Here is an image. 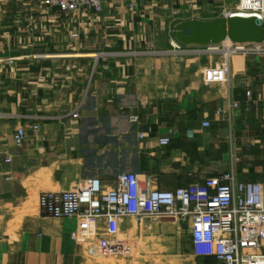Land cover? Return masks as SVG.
Returning a JSON list of instances; mask_svg holds the SVG:
<instances>
[{
    "label": "crops",
    "instance_id": "crops-1",
    "mask_svg": "<svg viewBox=\"0 0 264 264\" xmlns=\"http://www.w3.org/2000/svg\"><path fill=\"white\" fill-rule=\"evenodd\" d=\"M128 2L104 0L101 14H77L73 24L45 0H0V264H112L85 259L80 219L39 212L43 192L91 179L109 190L122 172L174 190L231 167L238 181L264 184V56L231 57L226 78L206 82L204 71L223 57L176 51L172 25L219 15L172 20L187 1L135 0L132 11ZM20 127L26 140L17 148ZM164 136L170 143L159 147ZM119 226L123 236L133 230L128 219ZM151 227L153 238L142 225L131 235L135 250L154 252L157 264H217L195 258L190 238L177 243L185 224L164 219ZM143 240L153 244L143 248Z\"/></svg>",
    "mask_w": 264,
    "mask_h": 264
},
{
    "label": "built area",
    "instance_id": "built-area-1",
    "mask_svg": "<svg viewBox=\"0 0 264 264\" xmlns=\"http://www.w3.org/2000/svg\"><path fill=\"white\" fill-rule=\"evenodd\" d=\"M187 2L191 8L199 6L196 0ZM45 3L74 17L73 24H76L77 14L87 11L101 14L104 0H45ZM134 7L135 0H129L127 8L132 11ZM240 8L230 15L245 12L264 24V0H246V6ZM71 36L76 38L77 33ZM175 49L180 53L221 55L224 63L203 73L206 82H217L226 78L227 61L231 57L264 56V41L231 43L229 48L221 43L206 47L177 45ZM81 106L82 103L73 111L74 117ZM237 106V103L229 105ZM219 113L218 110L216 115ZM129 122L138 125V117L130 116ZM202 127H209V123L203 122ZM31 130L36 132L38 126L33 125ZM143 138L144 134L140 133L139 139ZM12 139L15 147L21 148L26 140L24 127L16 129ZM157 143L159 147H166L170 138L161 137ZM37 206L41 214L53 219L76 218L86 224L102 221L103 229H97L96 233H100L97 246L104 255L120 257L127 253L128 247L119 237L122 219L131 218L138 224L172 219L187 226L195 258L212 259L217 264H264V184L238 181L232 167L204 184L195 182L174 190L157 187L148 175L122 172L115 176L114 186L109 190H104L98 179H91L86 185L71 190L40 193ZM72 238L76 239V234Z\"/></svg>",
    "mask_w": 264,
    "mask_h": 264
},
{
    "label": "rangeland",
    "instance_id": "rangeland-1",
    "mask_svg": "<svg viewBox=\"0 0 264 264\" xmlns=\"http://www.w3.org/2000/svg\"><path fill=\"white\" fill-rule=\"evenodd\" d=\"M186 1L191 2L192 0H186ZM204 2L205 3H203V7L201 4V5H199L198 8H194V7L191 8V7H189V4L188 5L182 4V9L177 10L176 12H173L172 17L170 19L177 20V19H181L184 17H191V16H193V17L194 16H200V17L212 16L213 17L216 15H219L218 17H220L222 15L229 16L232 11H234L237 8H240L241 5H242V7L246 6V0H205ZM206 12H212V14L203 15ZM165 15L168 16L167 13ZM236 15H240V16H244V17L248 16V15H245L244 12H237ZM230 44H231V42L229 40H225L223 42V45L225 48L229 47ZM189 175H191V174H189ZM127 219L130 220V222L133 224V230L132 229L129 230V234L123 236V235H121V227L119 226V237L126 243V245L128 247L127 253H125L124 255H122L120 257H116L113 255H111V256L104 255L103 253H101L99 251L98 246H97L98 239L101 237V236H99L100 233L99 234L96 233V231L98 229L97 224H95V222L86 224L85 222L81 221V223H82L81 225L83 227L84 232L81 235V237L79 236L78 239L81 242V249L84 253L85 259L88 260L89 262H92V263H95V260L96 261L102 260V261H105V263L109 262L112 264L114 262H116L118 264H123L125 262H128L129 264H137V262H139V261H141L142 264H157L156 263L157 258H155L154 252H149L148 250H146V251H143L141 253H138V251L135 250L136 249L135 247L137 246L138 242L131 235L132 232L135 231L134 227H136L137 225H139V226L142 225L144 230H146V231L148 230L147 232H149L146 236L153 238L154 232L152 230H150L154 227V226L151 227L153 223L138 224L131 218H127ZM162 220H164V219H162ZM167 220H172V219H167ZM159 222H161V221H159ZM135 224H137V225H135ZM145 226H147V227L145 228ZM130 228H131V226H130ZM188 238H189V235H188L187 228L182 227L181 231L177 235V240H178L177 243H179V245L180 244L182 245L188 241ZM150 240H153V239H150ZM150 240L141 241L140 242L141 246H143V248H144V246H146L148 244H153V241H150ZM169 258H171V257H169ZM166 264H168V263H166Z\"/></svg>",
    "mask_w": 264,
    "mask_h": 264
},
{
    "label": "water",
    "instance_id": "water-1",
    "mask_svg": "<svg viewBox=\"0 0 264 264\" xmlns=\"http://www.w3.org/2000/svg\"><path fill=\"white\" fill-rule=\"evenodd\" d=\"M172 31L175 42L185 47L219 45L227 39L233 44H260L264 41V24L254 15L179 21L172 25Z\"/></svg>",
    "mask_w": 264,
    "mask_h": 264
},
{
    "label": "bare ground",
    "instance_id": "bare-ground-1",
    "mask_svg": "<svg viewBox=\"0 0 264 264\" xmlns=\"http://www.w3.org/2000/svg\"><path fill=\"white\" fill-rule=\"evenodd\" d=\"M244 13H245V12H244ZM242 17H244V16H242ZM247 17H248V16H247ZM227 40H228V39H227ZM229 47H230V46H229ZM229 47H228V48H229Z\"/></svg>",
    "mask_w": 264,
    "mask_h": 264
}]
</instances>
